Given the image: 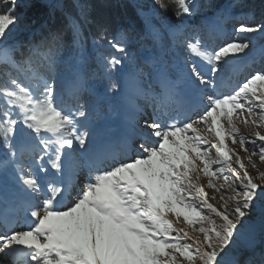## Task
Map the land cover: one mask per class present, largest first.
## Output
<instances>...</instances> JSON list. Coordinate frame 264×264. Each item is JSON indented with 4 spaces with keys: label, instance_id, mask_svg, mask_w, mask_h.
Wrapping results in <instances>:
<instances>
[{
    "label": "snow or ice",
    "instance_id": "snow-or-ice-1",
    "mask_svg": "<svg viewBox=\"0 0 264 264\" xmlns=\"http://www.w3.org/2000/svg\"><path fill=\"white\" fill-rule=\"evenodd\" d=\"M173 2L178 19L198 11L194 0ZM4 3L0 264H240L237 250L255 246L249 221L257 213L264 236V170L253 159L264 163V134L258 130L264 129V67L228 94L218 89L229 60L248 57L256 49L253 37L264 38V10L256 23L235 28L241 37L216 50L198 35L176 40L182 23L169 27L173 42L205 61L207 71L168 59L163 49L141 58L132 50L129 30L110 34L107 25H99L92 37V75L105 82L101 93L85 72L83 24L92 23L85 6L80 19L70 22L77 49L72 83L58 90L56 70L66 63L62 54L68 47L63 32H41L38 40L34 32L27 43L10 45L13 29L30 25L16 11L23 0ZM153 5L168 9L165 0ZM231 7L224 18H235ZM152 39L162 38L153 32ZM129 92L150 101V123H141L146 113L140 106L105 103L112 94ZM236 121L253 132L246 136ZM229 140L238 148L229 147ZM206 188L220 193L223 210L209 202Z\"/></svg>",
    "mask_w": 264,
    "mask_h": 264
},
{
    "label": "trees",
    "instance_id": "trees-1",
    "mask_svg": "<svg viewBox=\"0 0 264 264\" xmlns=\"http://www.w3.org/2000/svg\"><path fill=\"white\" fill-rule=\"evenodd\" d=\"M198 11L192 15H183L176 17L175 13L179 11L177 4L173 0H165L168 9L157 10L153 5V0H148L144 4H138L135 0H56L48 9L46 18L42 21L40 12L43 10L40 2L32 4L23 10L25 21L30 23L32 19H40L39 28L34 31L35 39L40 38V33L47 35L49 31L63 32L64 43L68 46L62 54L64 59L75 60L77 49L73 47V34L70 27L72 20H79L81 17V8L86 7L88 19L92 21L90 24H83V36L85 37L84 52L89 58L85 68V72L90 81L95 80L98 85L102 86L105 82L97 80L93 75V71L97 66L95 63V51L92 45V37L95 35L97 28L101 24L109 27V32L114 33L117 30L127 29L134 37L131 45L132 50L153 44V40L145 34V22L143 18L156 14L159 21L169 25L182 23L189 32H196L201 37L202 43L209 49H215L219 44L230 41L229 29L232 24L230 18H224V10L231 7V15L239 12H253L254 19L260 20L262 10H264V0H198ZM210 19L213 22L207 23L204 19ZM254 20V21H255ZM38 21V22H39ZM20 38L19 43L25 44L31 38L33 33ZM106 51V50H105ZM72 53L69 57L68 53ZM19 59V52L15 54ZM0 67H3L1 65ZM59 68V67H58ZM103 88V87H102ZM110 100L105 101L109 103Z\"/></svg>",
    "mask_w": 264,
    "mask_h": 264
},
{
    "label": "rangeland",
    "instance_id": "rangeland-1",
    "mask_svg": "<svg viewBox=\"0 0 264 264\" xmlns=\"http://www.w3.org/2000/svg\"><path fill=\"white\" fill-rule=\"evenodd\" d=\"M56 0H23V3L25 6L19 7L16 9L17 13H23V10L30 7L32 4L40 2V5L42 3L46 5V8L42 5L43 10L40 12V19H32L30 20V23H25L30 25V29L25 28L23 24H21L18 28L13 29L12 35L10 36L8 40V44H20L19 40L23 36L31 35L32 32L36 31L37 28H39L40 21L44 20L46 18V14L48 9L52 6V4ZM138 4H144L148 2V0H135ZM194 2L199 5L198 0H194ZM8 7H11V5H8ZM7 8L5 6L4 0H0V12L6 11ZM235 18H230L232 24L229 29V38L230 40L239 38L243 34L236 33L235 28L238 27L240 24H254L259 20L254 19L253 12H239L237 14L231 15ZM40 20V21H39ZM145 22V34L147 37L152 39V33L158 32L161 36V40L159 42H153V44H149L148 46L137 48L136 50H133V52L141 57V58H148L154 54H159L161 50L165 52L166 58L171 60H177L180 63H183L184 61H187L189 63L197 64L199 67H201L204 71H207L209 66L205 61H203L199 56H197L195 53L190 52L187 50V48L181 43L179 45L175 44L173 42V37L169 33V27L172 25L166 24L165 22L159 21L156 14H148V16H145L143 18ZM207 23H212L213 21L210 19H204ZM255 20V21H254ZM39 21V22H38ZM184 32L177 36L175 39L178 41H183L185 36L191 37V36H199L196 32H189L187 30L186 26H183ZM200 37V36H199ZM201 39V37H200ZM253 42L256 44V49L248 56L243 57L241 59L236 60H229V66L227 70L221 75V87L218 89L219 92L223 94H228L232 92L236 87L243 82L249 75L250 72H252L255 69L264 67V57H262L261 54V48H264V38H261L259 36L253 37ZM203 44V43H202ZM204 45V44H203ZM220 46H223V43L219 44L215 49L210 50H216ZM209 49V48H208ZM106 51H110V49H105ZM66 63H61L57 67V88L58 90L63 87L65 89L69 88L72 83L73 79V68L70 66L71 64H75V60H69L65 59ZM223 63V61H221ZM2 64H0L1 66ZM141 67L145 68V71H150V68L146 67L141 63ZM117 79H119L117 77ZM91 83L96 85V91L97 92H103L102 86L98 85V83L95 80L90 81ZM119 91L121 93H124L125 90L123 88V85H120ZM109 103H116L119 105H128L130 108L132 106H140L144 109V112L146 115L141 117V123L143 124L144 120H148V122H151V114H152V108L149 106L150 101L144 99L143 97L136 96L133 93H126V96H121L118 94H112V98L110 99ZM198 111H202L201 108L197 109ZM197 112H191L190 115L193 116V118L196 117ZM237 126L240 128L241 132L243 134L250 135L253 132V128L241 124L239 121H236ZM122 126V125H121ZM201 134L204 135L210 142L215 143V139L212 135L209 134L206 127L203 125H199ZM118 131L120 128L118 127ZM261 131L262 134H264V129H258ZM229 147H237L238 145L234 146L231 144V141H228ZM251 150V149H250ZM214 153V150H213ZM240 155L242 157H246V153H244L242 150L240 151ZM256 163L259 165L261 170H264V163H261L259 161L258 157L253 158ZM81 163L84 164L85 161L81 160ZM245 164L249 168V171L254 177H258V172L256 169H253L247 159H245ZM202 184L207 183V177H202L201 181ZM259 183L260 181L257 180ZM219 183H223V181H219ZM206 191H208L209 196L211 197L210 203L214 204L217 208H220L223 210V201L220 199V193H216L214 189L206 188ZM231 207H234V205H229V210ZM251 225L254 226L256 230V242L254 248L250 249L248 247H240L237 250V258L240 261V264H249V261H255L256 264H258L260 258L262 255H264V236L261 235L260 227V217L259 214H255L251 220L249 221Z\"/></svg>",
    "mask_w": 264,
    "mask_h": 264
}]
</instances>
